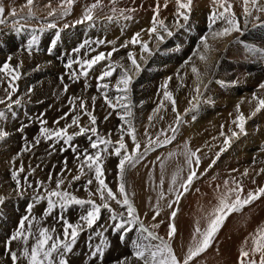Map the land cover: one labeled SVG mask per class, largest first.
<instances>
[{
    "label": "bare ground",
    "instance_id": "obj_1",
    "mask_svg": "<svg viewBox=\"0 0 264 264\" xmlns=\"http://www.w3.org/2000/svg\"><path fill=\"white\" fill-rule=\"evenodd\" d=\"M93 2L94 0H75L71 13L56 19V28L34 33L31 29L43 25L46 21L44 19L31 20L22 30H17L19 25L14 26L12 18L7 13L15 7L18 12L17 19L26 15V0H3L8 22L5 25H0V67L5 62H9L10 67L15 68L13 75L19 74V79L13 81L18 90L12 98L13 100L20 99L21 103L19 105L13 104L11 109L7 107V103L0 104V110H4L5 114L8 113L4 118L7 126L0 122V129L7 131L9 122L13 121L12 119H15L13 117L16 115L18 117V114L21 117L18 120L20 122L18 129L26 125L27 122L34 126L33 128L26 126L23 131L19 130L20 133L16 134L20 135L26 130L24 135L27 138L22 139H28L30 142L18 143L17 138L19 139L20 136L17 137L16 135H14L16 137H10L8 140H0V202L3 206L2 211L6 213L8 218L5 224H0V243H2L0 244V264H4L6 258L10 260L9 256L1 253L3 243L5 245V241L17 231L21 218L29 215L26 210H23L24 203L16 207L20 198L24 196L17 193L16 182L12 178V174L9 177V171L12 173L19 168L21 163L23 164L25 171L19 174L20 180L23 179L21 180V188L24 190L23 194L27 193V196L30 197H33L34 193L33 189L28 187V183L36 187V182L42 181L45 183V189L54 188L55 180L60 179L61 173L64 172L65 161H67V169L71 170L67 174L68 179L70 180L71 176L77 174L76 153L71 149L66 151V154L60 153L58 149L62 147L59 146L58 148L53 147L55 150L51 152L50 147L54 144V140H46L39 133L42 126L41 120L47 121V124L43 126L49 129L63 127L66 123H70L74 114H81L82 124L89 123V117L83 115L80 109H77L76 113L71 112L72 105L69 103L71 97L83 98L87 101L88 110L92 111L91 98L95 96L97 99L93 114L97 117L98 133L105 138H108L110 133L111 140L117 141L121 135L120 126L123 124L127 128V124H124V121L117 114H122L124 110L119 106L116 111L108 108L102 92H107L110 97L117 95L115 84L122 74V70L117 68L112 77L105 78L104 81L100 82L108 83V89L98 90L96 77L109 63L119 62L126 67L130 66V61L127 59L130 51L137 54L141 70L139 73H133V82L129 93L132 115L125 117V119L130 120L135 127V135L141 144L139 151L144 152L149 138L156 140L159 136V140L163 141L165 136L160 135L161 130H164L170 137L173 133L169 126L178 127L175 139L171 143L156 146L154 151H148L143 159L136 163L135 167H130L125 172L126 191L128 195L132 196L133 204L137 208L143 225L150 231L165 237L167 241L170 213L173 209H178L174 220L177 231L168 242L178 256L182 258L192 244L193 232L197 223L202 230L207 227L210 214L218 206L219 197L227 195L229 202L234 199L235 193L228 191L229 188L235 187L233 180L242 182L244 187L242 198L246 196L248 191H255L259 187H264V173L257 175L259 169L264 167V151H262L264 149V129H258L261 124H259L260 126L256 125V122L261 123L264 120V109L256 113L255 116H251L256 107V101L252 100L253 93L264 97V90H260L258 87L259 84L264 83V12L253 10L252 16L245 18L242 0H229L233 4L232 11L236 13L241 31H234L231 35L213 38V32L226 26L223 20H217L215 24H211L209 19L212 12L222 11L219 8V3L214 5L212 0H192L188 22L183 27H174L172 25L176 10L175 0H159L160 18H166L165 22L169 25L173 35L168 36L165 33L163 41L153 39L149 44L152 54L144 53V58L141 60L138 44L135 46L129 44L127 47L120 46L126 41H130L132 36L138 32L141 33L142 39H149L147 30L152 26L153 9L157 0H116L115 5H113L112 0H102L103 7L94 10L93 21L76 23L77 20L82 19L86 6ZM48 3L49 0H34V11L37 16L41 18L46 16L47 12L51 10L45 6ZM51 3L53 8L58 7V0H51ZM165 3L168 4L167 8L163 6ZM260 6L264 7V0H260ZM113 7L117 9L116 13L112 12ZM21 9L23 10L21 11ZM120 9H135V11L125 12V15L131 17V19L126 20L120 15ZM108 16H114V19L109 21ZM48 19L51 20L52 18ZM65 24H68L69 27L64 28ZM210 24L211 27L207 29L206 26ZM56 32L64 41L59 42L55 51L48 54L46 52L36 54L34 53L36 46H34L31 55H29L27 47L32 39L29 35H36L37 38L42 37L44 40V35L47 37L50 35L49 33L55 35ZM27 35L28 37H26ZM200 36L207 37L209 45V49L205 53L207 57L205 61H201L198 56L193 55L198 48L201 52L204 51ZM22 38L26 41L25 49L20 48L19 43ZM101 40L104 43H96V41ZM84 41L91 43L78 53L75 52L74 49L78 48ZM245 42L250 46L247 48L243 46ZM114 47L118 51L113 52L111 57L102 59L97 63L89 70L87 77L79 76L78 79L72 77L73 72H80L79 63H73L71 68L63 63L64 60L69 63V61L91 59L101 52L107 56ZM58 50L59 52L60 50L64 51L58 56L56 54ZM9 57H11L10 61ZM189 58H191L190 62ZM192 65L197 67L203 81L198 99H194L197 97L194 89L198 80L197 75L191 70ZM178 70L180 78H177ZM185 73L187 75H184ZM168 75L172 79L168 82L167 90L172 93L175 99L176 112L172 111V103L166 100L163 107L156 112L154 110L157 109L163 99L161 85L168 79ZM10 79L11 77H6L4 73H0V97H5L4 89ZM65 85L68 86L67 91H65ZM154 92L160 95V98L157 97V102H154ZM79 102V100L76 101L77 104ZM238 104L240 105V112L246 117L251 116V118L247 119L245 124L246 134H239L238 137L231 138L229 145L225 146L223 141L226 136H231L230 129L239 132L236 124L233 123L238 115L236 107ZM24 106H26L25 113L22 110L25 108ZM66 113L69 114L67 119H60ZM177 114L181 117L179 125L176 123ZM106 116L108 117L107 120L105 119ZM161 116L163 119H160ZM149 117H152L151 121ZM57 120H59V124L54 123ZM69 131L72 132L73 129ZM146 131L147 135H145ZM221 131L225 133V136H221ZM37 138L40 140L38 144L35 143ZM124 139L129 146V152H131L133 148L131 138L125 135ZM72 144L79 145L80 151L89 148V140L85 136L76 137ZM19 145L22 149L26 146H34H31L30 151H22L19 149ZM222 147H226V151L220 154L219 159H216V154L220 152ZM197 149L200 150L197 152V156L200 158L198 168L194 163L195 157H192L193 163L191 165L187 163V152ZM109 151H111V147ZM158 157L159 159H157ZM118 160V157L112 155L108 156L105 161L106 172L103 178L114 192L118 190L119 184ZM213 160L216 162L209 168ZM32 169L35 171L33 172ZM193 169L197 171L198 178L194 179L189 191L183 193L180 201L174 203L170 209L168 207L169 202L175 200L177 191L183 192L180 185ZM234 169L236 171H233ZM246 169L249 173L248 176L242 175ZM30 175H33L34 180L30 178ZM50 175L52 176L51 180L49 179ZM173 176H176L175 184L172 183ZM90 178H94V173L82 176L79 181L72 183L68 190L81 199L89 198L85 185ZM253 179L255 183L252 182ZM161 180L163 181L162 184ZM225 181H228L227 187H225ZM47 183L48 185H46ZM87 187L95 192L97 183L94 181L92 185ZM161 193H163V198H161ZM93 198L98 203L100 202L98 195ZM111 203L117 212L124 211L119 205L114 202ZM36 204L30 214V219L35 217V220L31 221L34 225L33 230L35 231L36 226L50 228L46 222L51 217L48 219V217L40 214L41 206L45 209L47 207L46 201ZM87 208V205L83 207L72 205L66 211L57 208L56 211L58 212H54L57 215L66 214L65 219L76 224L79 222L80 216L85 214ZM157 208L160 210V215L157 216L156 220H153L152 217ZM109 215L110 213H106L105 218H109ZM161 220L164 223L159 228H152L153 224L159 223ZM27 223L26 221V227ZM110 223L113 224L114 222L109 220V223L103 228L99 230L93 228L86 230L83 235L81 234L73 252L67 254L69 264H85L91 258V252L96 245L102 244L99 236H103V240L106 242L102 246L109 247L110 236L104 233V229L109 228ZM57 224L61 226L62 223ZM261 226H264V196L244 206L239 211L232 212L224 221L211 246L190 264H238L240 249L244 246L245 240H250L251 234H254L256 229ZM135 229L128 232L133 241L139 240L145 244L150 242L143 239L137 227ZM95 230L97 231L95 232ZM57 231L59 230H56L54 235L62 238L63 232L58 234ZM95 233L98 234L95 235ZM146 235L147 233H144V236ZM87 238L89 241L85 242ZM151 242L159 243V241ZM131 244L132 246L128 247L126 240L122 248L123 252L120 254L131 257L135 250L133 243ZM19 247V242H13L12 249L14 251H19ZM21 264L24 262L21 261Z\"/></svg>",
    "mask_w": 264,
    "mask_h": 264
},
{
    "label": "snow or ice",
    "instance_id": "obj_2",
    "mask_svg": "<svg viewBox=\"0 0 264 264\" xmlns=\"http://www.w3.org/2000/svg\"><path fill=\"white\" fill-rule=\"evenodd\" d=\"M213 4L219 3V8L222 11H214L210 14L211 24H215L217 20H223L226 24L224 28L219 31L213 32V38L223 37L227 35H231L232 32L241 31L239 27V21L237 19L236 13L232 11L233 4L229 2V0H212ZM75 0H58V7L53 8L51 0L49 3L45 5L51 10L47 12L46 16L41 18L37 16L34 11V0H26L25 7H27L26 15L20 16L17 19L18 12L15 7L11 8L7 13L13 20L14 26L19 25L17 30H22L26 24L31 20H40L44 19L46 22L43 25L32 28L31 30L35 32H43L45 29H54L57 27L56 19L63 18L71 13ZM113 5H115L116 0H112ZM191 3L192 0H175L176 10L174 13V27H183L189 20V14L191 11ZM165 8L168 7V4L165 3L163 5ZM251 6V7H250ZM103 7L102 0H94V2L90 5H87L85 8V12L82 16V19L77 20L76 23H83L84 21H93L94 16L93 12L96 9H100ZM243 14L245 18L252 16L253 10L264 12V7L260 6V0H242ZM23 9H21L22 11ZM127 11H135V9H120V15L123 16L124 19H131L130 16L125 15ZM112 12L116 13L117 9L115 7L112 8ZM153 17L151 21V28L147 30V35L149 37L148 40H144L141 38V33H135L130 41H126L120 47H127L129 44L135 46H140V59L142 60L143 54L147 53L151 55V49L149 44L152 40L163 41L164 34L166 33L168 36L173 35L170 30L169 25L165 22L166 18H160V3L157 0L156 6L153 9ZM48 18H52L49 20ZM259 19V17H256ZM107 19L109 21L114 19V16H108ZM23 21V23H21ZM183 21V23H181ZM8 22L6 19V8L4 6L3 0H0V25H5ZM210 24V27H211ZM69 27L68 24L64 25V28ZM144 31V30H142ZM37 37L36 35L32 36L31 41L28 44L27 51L29 55H31L33 47L36 44ZM90 41H84L81 45L74 49L75 52H79L86 45L90 44ZM96 43H104V41H96ZM115 43V42H110ZM201 44L203 47V52L198 48L196 52L193 53L194 56H198L201 61H205L207 59L206 54L209 45L207 43V37H201ZM55 46V41L52 42V47ZM51 51V48L49 49ZM118 51L117 48H113L112 52H109L107 56L104 53H100L91 59H86L83 61H69L66 65L68 68L72 67L73 63L80 64V72H73L72 77L79 78V76L87 77L89 75V70H91L97 63H99L102 59H107L112 56L113 52ZM127 59L130 61V66H125L120 64L119 62L109 63L105 69L101 72V74L96 77L98 81V90L108 89V83H100L105 80V78H110L117 71V68L122 70V74L119 76L115 84V91L117 95L115 97H110L107 92H102L105 104L108 108H111L113 111H116L117 107L123 109V113H117L124 124H127V128L122 124L120 126V138L113 142L111 140V134H108V138L102 137L98 133L97 127V117L93 114L95 110V101L96 97H92V111H89L87 108V101L80 97H71L69 99L70 105H72L71 112L76 113L77 109L81 110L83 115L89 117L88 124H82L81 114H74L71 117L70 123H66L63 127L49 129L43 125L47 124L46 120H41V129L40 132L46 140H54V144L52 147H55V143H60L63 141L67 148H61V151H67L71 149L74 153H76L75 159L78 161L77 174L71 176V179H68L67 174L71 172L70 169H67V161H65L64 172L61 173L60 179L55 180L54 188H44V182L37 181V186L34 187L31 183H28V187L33 189V203L28 205L27 212L29 215H25L21 218V221L18 225L17 231H15L7 241H5V250L12 262V264H21V261L24 264H69L67 259V254L73 252V248L77 243L78 237L85 230L93 229L94 226L97 225V222L101 218L102 210H107L109 215V220L114 223L111 227L117 231L121 232V240L124 239V235L128 232L133 231L137 226L139 227V231L143 239L149 240L150 242L145 244L140 242L139 240L133 241L134 251L131 254V257H125L123 260L119 261L118 264H190L196 257H198L201 253L205 252L213 243L216 234L219 232L226 218L234 211H239L244 206L251 204L253 201L264 196V187H259L255 191H248L246 196L242 198V194L244 193V187L242 182H238L233 180V184H235L234 188H229V192L235 193L234 199L229 202V197L227 195H221L219 197L218 206H216L213 212L210 214L208 219L207 227L205 229H201L199 223L194 229L192 244L187 249V252L184 257L178 256L176 251L173 249L172 245L168 242L175 235L177 228L175 226L174 220L177 216L178 209H173L170 213V223L168 224L169 231L167 232L168 240H165V237L158 235L157 233L150 231L146 228L143 223L140 221V217L137 211V208L134 206L133 202L129 199L128 193L126 191V185L124 182L125 172L130 167H135L136 163H138L141 159H143L144 155L152 150H155L156 146H163L164 144L171 143L175 139V133L178 131V127L169 126L172 136H167L164 130H161L160 135H164L165 139L163 141L159 140V136L156 140H152L149 138L148 145L145 147L143 153L139 151L141 144L138 141L135 135V127L130 120H126L125 117H130L132 115L131 112V102L129 93L131 91V84L133 82V73H139L141 68L137 59V54L134 52H128ZM11 57H9V61ZM191 58H189V62ZM86 66V67H85ZM191 70L194 74L197 75L198 83L194 91L197 93V97L194 99H198L200 93V87L203 81L200 78L199 71L195 65L191 66ZM15 72V68L10 67L9 62H5L2 67H0V73H4L6 77H11L7 82V87H5V97H0V104H6L9 109L12 108L13 104L19 105L21 103L20 99L13 100V94L18 90L13 81L19 79V74L13 75ZM184 75H187L185 73ZM177 78H180L179 70L177 72ZM172 79L169 77L161 88L163 89V99L158 105L157 109L154 110L156 112L159 111L161 107L164 105V101H170L172 103V111L176 112L175 108V99L171 92L167 90L168 82ZM223 83V82H221ZM206 87V85H204ZM67 85H65V91H67ZM259 89L264 90V83L259 84ZM79 100V104L76 101ZM252 100L256 101L255 110L251 113V116H255L256 113L260 112L264 109V97L258 96L256 93H253ZM251 103V101H249ZM195 107V106H194ZM238 115L233 120V123L236 124L239 132L235 130H231V136H226L223 144L225 146L229 145L231 138L238 137L239 134H246L245 124L247 119H250L251 116L246 117L242 112H240V105L237 106ZM187 111V110H186ZM14 115V113H13ZM110 115V114H109ZM231 115V114H230ZM69 116L68 113L60 119H67ZM5 118V112L0 111V119ZM107 120L108 117L106 116ZM160 119H163L161 116ZM149 120H152V117H149ZM181 122V117L177 114L176 123L179 125ZM55 124H59V120L54 121ZM27 125L22 126L19 130L23 131V128ZM223 128V125L221 126ZM73 129L72 132L69 130ZM9 135V133L0 129V140H3ZM128 135L131 138L133 148L131 152H129L128 145L125 143L124 136ZM147 135V131L145 132ZM78 136H85L89 140V148L79 150V145H73L72 141ZM221 136H225V133L221 131ZM95 137V139H93ZM40 142L39 138L35 140V143L38 144ZM118 145V146H117ZM34 146V145H31ZM31 146H26L22 151H30ZM103 146V147H101ZM111 147V151L109 148ZM89 149L93 150L90 151ZM196 151L189 150L187 152V163L191 165L193 163L192 157H195L194 163L197 168L200 164V158L197 156ZM226 151V147H222L220 152L216 154V159H219V156L222 152ZM264 151V149H262ZM116 156L119 158L117 169H118V190L113 191L112 188L105 182L103 178L106 172V158L108 156ZM159 159V157L157 158ZM215 160L212 161V164L209 165L211 168L215 164ZM87 170V171H86ZM25 171L23 164L19 166L18 169H15L12 172V178L16 182L17 193L19 195H23L24 190L21 188V180L19 178V174ZM34 172L35 169H32ZM233 171H236L235 169ZM88 173H94V178H90L87 180L85 188L89 193V198L81 199L77 197L75 194L70 192L68 189L71 188L72 183L75 181H79L82 176L87 175ZM260 173H264V167L259 169ZM242 175L248 176V170L246 169ZM198 178L197 171L193 169L190 171L184 182L180 185V188L183 189V192L177 191L176 197L174 201L169 202L168 207L171 209L174 203H178L181 199L183 193L189 191L194 179ZM49 179H52V176H49ZM94 181L97 183V187L95 192L91 189H88V185H92ZM27 182V181H25ZM255 183V180L252 181ZM163 181L161 180V184ZM172 183H176V176H173ZM225 187L228 186V181H225ZM98 195L100 203L97 202L96 197ZM161 198H163V193L160 194ZM46 201L47 207L43 213L44 217L50 216L54 213V211L59 208L61 211H66L72 205H79L81 207L87 205L85 214L81 215L79 218V222L73 224L65 219L62 215H58V220L63 223V233L61 236L54 235L56 232L55 227L49 228L44 226H36L35 231L34 225L31 222L35 220V217H31L30 214L32 208L36 203ZM114 202L116 205H119L124 209L123 212H117L113 209L112 203ZM160 215V210L157 208L155 214L152 219L156 220L157 216ZM27 223V227L25 226V222ZM164 221L161 220L159 223L153 224L152 228H159ZM144 233H147L144 236ZM30 241H32L30 243ZM151 241H159V243H152ZM13 242H19V251H14L12 249ZM106 242H102L101 245H96L95 249L91 252L92 258L100 257L102 258L104 255L103 246ZM238 264H264V226L258 227L254 234H251L250 240L246 239L244 242V246L240 249Z\"/></svg>",
    "mask_w": 264,
    "mask_h": 264
},
{
    "label": "rangeland",
    "instance_id": "obj_3",
    "mask_svg": "<svg viewBox=\"0 0 264 264\" xmlns=\"http://www.w3.org/2000/svg\"><path fill=\"white\" fill-rule=\"evenodd\" d=\"M210 28V25H208V26H206V28L207 29H209ZM50 35L49 36H47V37H45L46 35H44V40H42V37H38L37 38V40H36V44H35V48H36V51L34 52V53H45L46 52V54H48V53H50V52H53V51H55L56 49V46L57 45H59V42H61L62 40L64 41V39L62 38V40H61V36L58 34L57 35V33L54 35L53 33H49ZM29 35V34H28ZM28 35L26 36V37H28ZM257 35V34H256ZM29 36H31L32 37V35H29ZM201 37L202 36H200V39H201ZM43 41H45L44 43H43ZM53 41H55V46L54 47H52V42ZM25 40H24V38H22V40L20 41V48H23V49H25L24 48V44H25ZM56 42H57V44H56ZM244 44V43H243ZM45 46V47H44ZM243 46H245L246 48H247V46H250L249 44H247V42H245V45H243ZM58 47V46H57ZM51 48V51H49V49ZM38 51V52H37ZM63 51L64 50H60V52H59V50H58V52L56 53L58 56L60 55L59 53H63ZM57 56V57H58ZM233 56H235V55H233ZM233 56H232V58H233ZM74 58V57H73ZM63 62V61H62ZM64 65H67L68 64V62H66L65 60H64ZM63 63H62V65H63ZM170 77V75H168V78ZM153 95H154V102H157L156 100H157V97L159 96V98H160V95H159V93H157V92H154L153 93ZM25 108H23L22 110H23V112L25 113L26 112V106H24ZM6 111H7V109H5ZM0 111H2V110H0ZM4 111V110H3ZM5 112V111H4ZM7 113V112H6ZM8 114V113H7ZM7 114H5V116H7ZM13 118H15V119H12L13 121H10L8 124V128H7V132L9 133V137L7 136L6 138H4L3 140H8L10 137H19L20 136V138L18 139L17 138V142L18 143H24L25 141H29L30 142V140H28V139H22V138H27L25 135H24V133L26 132V130L22 133V134H20V135H16V134H19L20 133V131H19V129H18V125L20 124V122H18V120H20V115L18 114V117H17V115H16V117H13ZM17 118H19V119H17ZM17 119V120H16ZM3 121V122H2ZM0 122L2 123V124H4L5 126H7V123H6V119L4 120V118H2V120L0 119ZM13 122V123H12ZM15 122H18V123H16L15 124ZM14 124V125H13ZM41 124V123H40ZM259 124H261V126L259 125ZM26 125L28 126L27 128H30V127H32L33 128V124L31 123V125H30V123L28 124V122L26 123ZM256 125H259L260 127L258 128V129H261V128H263L264 129V120L261 122V123H257L256 122ZM20 126V125H19ZM17 128V129H16ZM20 128V127H19ZM15 129V130H14ZM24 130V129H23ZM31 130V129H30ZM16 132V133H15ZM15 133V134H14ZM30 133V132H29ZM39 133H41V132H39ZM38 133V135H40ZM35 134V133H34ZM14 135H16V136H14ZM28 135V134H27ZM31 135H33L32 133H31ZM22 136V137H21ZM25 136V137H24ZM58 146L59 147H62V148H67L68 146L67 145H65L62 141L60 142V143H55V147L54 148H58ZM18 148V147H17ZM128 148H129V146H128ZM19 149H21V150H23L21 147H20V145H19ZM18 149V150H19ZM17 150V151H18ZM50 150H51V152H54V150H53V147H50ZM57 150V149H56ZM14 151H16V150H14ZM14 151H12V152H14ZM58 151H60V153H67L66 151H61V148L60 149H58ZM68 151V150H67ZM19 152H20V150H19ZM18 152V153H19ZM9 177L11 176V172L9 171ZM30 178H32L33 180H34V177H33V175L31 176L30 175ZM21 180H23V179H21ZM36 181V180H35ZM44 185H45V183H44ZM46 185H48V183L46 184ZM21 186H22V183H21ZM50 186V185H49ZM130 194V193H129ZM28 194L27 193H25V194H23V195H21V196H24V197H21L20 198V201H19V203H17L18 205L16 206V207H18L19 205H21L22 203H24V206H23V210H26L27 211V208H28V205H29V203H31V201H33L32 199H33V197H30V196H27ZM129 196V199L133 202V200H132V196L131 195H128ZM30 197V198H29ZM16 199V198H15ZM17 200H19V199H17ZM16 203V202H15ZM100 203V202H99ZM37 204H35V206H36ZM16 207H14V208H16ZM114 209V208H113ZM3 210V206H2V203L0 202V224L2 223V224H5L7 221H8V218L6 217V213L4 212V211H2ZM44 210H45V208H42V206H41V212H40V214L42 215L43 213H44ZM56 211V210H55ZM116 211V210H115ZM39 212V211H38ZM56 212H58V211H56ZM27 214H28V212H26ZM25 213V214H26ZM106 213H108L109 214V212L107 211V210H102V213H101V218H100V220L97 222V225L96 226H94V228H97L98 230L100 229V228H103V226L105 225H107L108 223H109V218H105V214ZM24 214V215H25ZM54 215H56V216H54ZM59 215V214H58ZM57 213L55 214V212L51 215V216H47L48 217V219H49V217H51V219L50 220H47V224H49V226H50V228H52L53 226L55 227V229L56 230H59V231H57V232H59L58 234H60L61 232H63V223H62V221H60V220H58V218H57ZM62 215H64L63 217L65 218V216H66V214H62ZM5 217V218H4ZM54 218H55V220H54ZM57 218V219H56ZM54 220V223L52 222ZM107 221V222H106ZM52 222V223H51ZM59 222H61L62 224H61V226H58L59 224H57V223H59ZM19 223H20V221H19ZM104 223V224H103ZM1 224V225H2ZM111 223H110V225H109V228H105L104 229V233L105 234H108L109 236H110V240H109V247H107V248H105V247H103V249H104V255H103V257L102 258H100V257H97V258H92L91 257V255H90V257L91 258H89L86 262H85V264H87L88 262H91V263H88V264H118V262L119 261H121V260H123L125 257H126V255H121L120 253H122L123 252V247H124V242L127 240V244H128V247L129 246H132V244L131 243H133L132 241H133V239H132V237H131V235H129L128 233H126L125 235H124V239L123 240H121V234H122V231L123 230H121V232H117V231H115L112 227H111ZM137 228L139 229V227L137 226ZM108 230V231H107ZM136 230V229H135ZM86 231V230H85ZM84 231V232H85ZM97 230H95V232H96ZM84 232H82L81 234L83 235L84 234ZM96 234H98V233H95V235ZM130 236V237H129ZM112 237V238H111ZM127 237V238H126ZM103 236H99V240H100V243L101 242H104V240H103ZM102 239V240H101ZM112 239V240H111ZM132 240V241H131ZM87 241H89L88 240V238L86 239V241L85 242H87ZM124 241V242H123ZM115 243V244H114ZM0 244H2V243H0ZM89 244V242L87 243V245ZM111 244V245H110ZM115 252V253H114ZM1 253L2 254H4L5 256H8V254H7V252H6V250H5V245H4V243H3V248L1 249ZM111 255H110V254ZM107 254H109V255H107ZM112 254H113V256H112ZM109 257V258H108ZM110 259V260H109ZM113 259V260H112ZM5 260V263L6 264H12V262H10V260L8 259V258H6V259H4ZM91 260V261H90ZM97 260V261H96ZM93 261V262H92ZM4 263V264H5ZM84 264V263H83Z\"/></svg>",
    "mask_w": 264,
    "mask_h": 264
}]
</instances>
